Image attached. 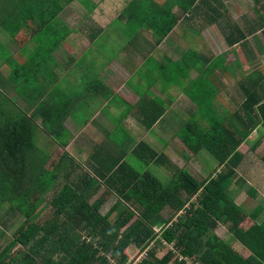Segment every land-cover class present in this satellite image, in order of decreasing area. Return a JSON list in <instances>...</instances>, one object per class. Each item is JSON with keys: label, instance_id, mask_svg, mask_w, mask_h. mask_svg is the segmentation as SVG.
<instances>
[{"label": "crops", "instance_id": "1", "mask_svg": "<svg viewBox=\"0 0 264 264\" xmlns=\"http://www.w3.org/2000/svg\"><path fill=\"white\" fill-rule=\"evenodd\" d=\"M89 1L86 16L81 15L78 2L73 3L76 7L70 2L58 13L57 19H62L54 24L69 32L51 52L45 46H51L50 41L44 42L46 36L41 42L28 35L20 52L11 54L21 64L32 59L40 46L49 52L37 53L35 72L27 73L32 82L25 84L22 94L24 114L33 121V144L25 152L29 169L55 172L53 192L87 182L89 202L101 199L112 204L117 198L114 189L124 186L130 171L121 169L111 185L100 175L108 176L122 162L135 169L132 155L155 164L149 149L166 156L171 165L165 161L160 167L168 168L170 175L175 168L191 173L186 166L199 159L201 150L193 153L179 134L175 137L174 124L180 127L195 117L205 125L209 116L229 117L239 109L247 89L264 93V0H204L192 6L173 4L179 0ZM66 12L73 13V21L66 20ZM172 16L176 21L160 37L153 26L165 27ZM116 19L110 34L107 30ZM122 31L129 35L118 37ZM21 35L15 39L8 35L6 42L13 43ZM2 66L7 73L0 76L1 89L13 92L9 67ZM73 68H78L75 75L70 74ZM96 80L102 84L91 91L88 88ZM82 82L85 89L77 86ZM65 103L68 114L59 124L58 110ZM159 105L162 114L146 128L143 121ZM261 127L250 135L262 131ZM139 143L147 147L140 146L134 153ZM181 162L183 166L177 167ZM89 176L96 181L89 182ZM58 180L62 182L57 186Z\"/></svg>", "mask_w": 264, "mask_h": 264}, {"label": "trees", "instance_id": "2", "mask_svg": "<svg viewBox=\"0 0 264 264\" xmlns=\"http://www.w3.org/2000/svg\"><path fill=\"white\" fill-rule=\"evenodd\" d=\"M72 1L24 0L22 6L2 4L9 8L0 15V26L12 39L22 31L32 39L46 36L44 42L50 41L51 46L48 43L45 46L51 52L69 32L62 27L58 36L54 33V22H58L61 9ZM202 1L179 0L173 4L192 6ZM175 21L172 16L165 27L153 26V30L162 37ZM41 50V46L36 48L34 57L21 64L12 62L11 53V60L0 57L1 63L11 70L8 77L12 83L16 84L22 76H26L23 77L25 84L32 82L27 73L35 72L37 53L40 56L42 51L49 53ZM97 84L102 83L96 80L88 89L96 91ZM14 91L25 93L24 88L21 90L16 85ZM66 105H62L61 110L58 108L59 124L68 114ZM2 107L0 105V204L8 202V210H17L24 220L15 228L12 240L4 247L0 245V264H126L128 257L124 250L129 245L138 252L145 250L146 255L136 264H188L184 257H193L201 264H264V218L257 221L262 206L257 204L247 212L226 191L243 157L238 147L255 128L264 127V93L255 87L245 91L239 109L229 117L207 116L210 121L205 125L192 120L182 126L179 134L182 142L193 153L206 150L218 166H222L219 171L198 180L187 170L175 168L170 182L163 184L149 171L138 172L122 162L108 176L100 175L111 185L110 181L121 169L126 167L130 171L124 186L114 189L117 198L106 211L101 214L104 204L101 199L89 202L91 188L87 189V182L73 188L64 185L49 199L52 218L42 223L32 221V217L44 202L43 195L51 188L56 173L43 168L29 169L25 152L26 147L33 144V121L25 114L12 116ZM162 112L159 105L158 110L143 121L144 126L150 128ZM140 146L147 147L139 143L134 153H138ZM149 151L153 163L164 166L166 161L171 165L164 154ZM92 180L95 179L89 176L88 181ZM248 191L255 193L251 186ZM122 204L125 205L115 220L110 221L111 214ZM167 206L176 213L182 212L174 220L172 216L165 218L161 212ZM247 220L250 223L244 226ZM218 223H228L227 230L234 237L231 243L214 232ZM157 225L161 226L158 233L154 230ZM81 232L88 233L92 240L80 239ZM4 233L1 227L0 238ZM161 242L171 243L172 249L157 256L155 245ZM15 244L20 247L13 254L9 253ZM244 247L249 250L247 256L240 253Z\"/></svg>", "mask_w": 264, "mask_h": 264}, {"label": "rangeland", "instance_id": "3", "mask_svg": "<svg viewBox=\"0 0 264 264\" xmlns=\"http://www.w3.org/2000/svg\"><path fill=\"white\" fill-rule=\"evenodd\" d=\"M82 3V13L81 15L86 16L87 13L85 11V7L89 4H91V2L89 0H74L71 3V6L73 5V3ZM7 3L9 6H22L25 5L24 0H21L18 2V0H2V3L0 1V15L3 13V11H5L8 7H4L2 4ZM77 5V4H76ZM76 5L74 4L73 6L76 7ZM72 12H66V20L68 22H70L69 18L73 21V17H72ZM125 14V13H123ZM80 18V17H79ZM78 18V19H79ZM58 19H62V17L58 16ZM118 23V19L115 20V22L112 24V28H109L107 31H111L109 32L110 34H113V30L116 29V25ZM73 25V24H72ZM55 34L58 33V36L61 35V29L59 27V25L57 26L55 24ZM125 31H128L127 29ZM22 35L20 36L21 38L14 40L13 43H7L6 41L8 40V34L7 32L4 30L3 27L0 26V57H6L9 60H11V55H10V51H12L13 53H16L18 51L19 46H21V48L23 46H25V44H21L23 39H26V34L24 31L21 32ZM106 35V34H105ZM129 33H124V31H122L118 37L121 36H128ZM43 36L41 35L38 38L41 40H43ZM104 39V38H103ZM10 40V39H9ZM102 40V38L100 39ZM99 40V43L102 42ZM105 42V41H104ZM42 47V46H41ZM42 51V50H41ZM20 52V50L18 51ZM2 59V58H1ZM16 61V59L13 57L12 62ZM79 63V62H78ZM1 61H0V76L3 74V76H5V74L7 73V69L6 67L2 66L1 67ZM9 67V66H8ZM10 70V69H9ZM72 72L70 74L75 75L78 71V68H73L71 69ZM11 71V70H10ZM26 76H22L21 78H18V82L16 84H14V86H18L19 89L23 90L24 86H25V81L23 80ZM75 80H78V78H76ZM170 79H168L169 81ZM167 81V82H168ZM1 82V81H0ZM86 83L82 82V83H78V88L81 89H85ZM76 88V92H77V87ZM6 89H1L0 86V105H3L2 109H4L6 112L10 113L12 116H22L25 112H26V106H23V103H21V101H24V97L21 94H17L15 91L11 92V91H5ZM11 92V93H10ZM82 92V91H80ZM80 98H78L79 100ZM37 102L34 101V104H36ZM224 111V109H223ZM79 114L83 115L84 114V110H79L78 111ZM77 112V113H78ZM224 118V117H222ZM195 117L190 118V121L194 120ZM189 120V119H188ZM188 122V121H187ZM175 123L173 126V135H175V137L180 134V131L182 129V124L179 127V125ZM203 125V124H202ZM175 126H177V128H175ZM264 132V127H261ZM261 130H257L256 133L254 132L252 135H249L247 137V139L240 144V146L238 147V151L242 154V158L241 161L239 162L238 166L235 169V175L232 178V181L230 183V185L227 187V193L230 197H232V199H234L235 202L242 204V207L244 208L245 211L249 212L251 211L256 204H261L264 207V161L262 160V154L264 153V133ZM168 137L171 138V134L168 131ZM165 138V135H163V139H166V141H169L170 138ZM159 139V138H158ZM258 142H257V141ZM256 143V146H253V144ZM161 142V141H159ZM170 142V141H169ZM206 153V154H205ZM199 159L194 162L192 165L190 164L189 167L186 166V168H189V171L196 176V178L198 180H200V178L206 177L209 173L211 172H215V170H217L218 168V163L217 161L212 157V155H210L206 150H201V154H199ZM131 158V163L132 166L137 169L139 172H144V171H149L150 173H152L153 175H155L163 184H168L172 178V175H170L171 173H168L169 171L166 170L168 168H162L156 164H148V162L144 161V160H139L137 157H135V155L130 156ZM186 160H184L185 163ZM177 167L178 165H182L181 164H176ZM218 171V170H217ZM62 181H57V186L61 183ZM255 186L258 191L256 193H253L254 195H252V193H250L248 191V187L249 186ZM252 186V187H253ZM56 189V188H53ZM53 189H49L44 195H43V199L44 202L39 206L38 208V212H36V215L32 217V221L35 222H39L42 223L45 220L51 219L52 218V211L53 209L50 206V202L49 199H51L52 195H53ZM97 196V195H96ZM94 196L93 199L96 197ZM111 202H105L103 204V206L101 207V214L106 211L108 209V207L111 205ZM123 205H120L116 210L115 213L111 214V216L109 217L110 221L115 220L117 214L119 213V211L122 209ZM10 204L8 202H5L3 204H0V228L3 227L6 231L4 233V235L0 238V245L2 247H4L9 241L12 240V234L15 230L16 227L19 226V224L24 220V217L21 213H19L17 210H11L9 211ZM182 211H179L176 213V211H174L172 208L170 207H165L162 210V215L165 218L168 217H173V220L176 219V217L181 214ZM11 213H14V215L11 217ZM261 215L258 217V221H260L263 217H264V212L260 213ZM102 219V215L101 218ZM100 220H98L99 222ZM250 223V221H245L243 223L244 226L248 225ZM227 224L225 223H220L216 228H215V232L219 235L220 238H222L224 241H226L227 243H231L234 240V237L230 234V232H228L227 230ZM160 225L154 226V230L155 232L158 233V230L160 229ZM230 235V236H229ZM80 239H83L85 241H91L92 238L91 236L86 233V232H81ZM20 246L18 244H15L14 247H12L9 251V253L13 254ZM155 249H156V255L157 256H161L163 253H165L168 249H172V244L171 243H165V242H161L160 244H156L155 245ZM124 252L126 253L127 257L129 259H131V257L137 253V251H134L133 246L129 245L125 248ZM142 251H139V253ZM240 253L245 256L247 255L249 252L247 250H242L240 249ZM180 258V256H179ZM184 259L186 260V262L188 264H201L200 260H196L193 257L191 258H187L184 257ZM114 261V260H111ZM127 264V262H126ZM171 264V263H169Z\"/></svg>", "mask_w": 264, "mask_h": 264}, {"label": "built area", "instance_id": "4", "mask_svg": "<svg viewBox=\"0 0 264 264\" xmlns=\"http://www.w3.org/2000/svg\"><path fill=\"white\" fill-rule=\"evenodd\" d=\"M146 255L145 250L142 252L135 253L131 259L128 258L127 264H136L140 259H142Z\"/></svg>", "mask_w": 264, "mask_h": 264}]
</instances>
